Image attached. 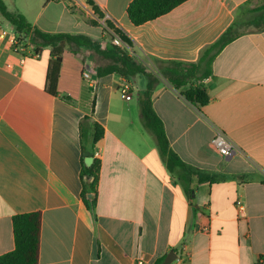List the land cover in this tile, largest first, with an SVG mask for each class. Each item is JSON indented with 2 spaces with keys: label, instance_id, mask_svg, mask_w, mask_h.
<instances>
[{
  "label": "crops",
  "instance_id": "crops-1",
  "mask_svg": "<svg viewBox=\"0 0 264 264\" xmlns=\"http://www.w3.org/2000/svg\"><path fill=\"white\" fill-rule=\"evenodd\" d=\"M2 1L34 28L86 36L95 49L73 53L66 47L54 95L51 49L20 65L12 50L16 31L0 40V256L15 249L13 218L40 212L39 264H154L174 250L179 260L172 264H264V31L227 45L211 75L196 82L210 97L204 107L187 102L182 94L190 85L175 89L154 63H198L246 2L250 9L264 2L188 0L136 26L127 13L133 0H91L103 19L88 0ZM106 21L132 43L119 47L156 80L153 108L180 159L202 171L253 180L198 185L189 200L141 120L139 97L149 78L97 76L114 63ZM125 83L130 99L121 91ZM93 101L92 119L104 129L95 147L101 153L96 221L81 196L80 125ZM217 131L237 146L232 157L214 147Z\"/></svg>",
  "mask_w": 264,
  "mask_h": 264
},
{
  "label": "trees",
  "instance_id": "trees-1",
  "mask_svg": "<svg viewBox=\"0 0 264 264\" xmlns=\"http://www.w3.org/2000/svg\"><path fill=\"white\" fill-rule=\"evenodd\" d=\"M188 0H133L128 8V16L131 22L140 26L147 22L154 21L157 18L171 12L179 5ZM95 15L99 19L104 16L100 9L88 0ZM251 2H246L241 7V12L233 24L224 32V34L212 45L207 47L196 64H186L182 62L168 63L169 67H162L158 60H154L155 65L161 72L162 76L173 85L177 90L190 85V88L182 94L187 102L200 108L209 104L210 97L205 86L197 83H203L212 72V64L221 51L230 43L241 37L247 32L241 31L247 26L257 27L258 32L264 31V5L250 9L247 8ZM0 14L15 29L17 34H27L31 36V43L36 48L38 54L46 48L51 49V60L48 69V81L50 84L49 91L54 95L57 94L56 87L60 76L62 65V55L66 47L69 46L73 53H77L82 48L95 49V43L83 35H72L66 33H45L34 28L27 19L18 11H9L2 0H0ZM246 20H243V17ZM259 25V26H258ZM106 26L118 35L121 40L128 46L131 41L125 34L114 25L106 21ZM114 57V63L97 70L98 77H104L110 74H119L122 77L133 78L146 76L149 78L147 90L139 97L140 116L145 130L154 139L161 158L165 162L169 173L181 185L183 191L190 201L194 199L195 190L198 185L216 184L226 182L230 179H242L244 181L253 180V176H228L217 172H207L194 168L184 163L180 157L171 149L163 122L156 114L153 108V96L156 80L151 78L147 72V66L137 62L129 55L125 48L114 44L111 49ZM69 100L68 97H64ZM95 102H92L91 114L86 115L80 125V144L81 159L83 170L81 179L83 181L82 199L88 210L92 213L94 220H97V184L101 161L94 157L96 144L103 138L104 129L92 119ZM93 157L94 162L91 167L87 168L84 160ZM85 177H93L92 182L85 181ZM264 184V179H261ZM94 194V199H88V195ZM195 212L197 209L194 208ZM42 230V215L40 212L17 215L13 218V233L15 239V249L12 252L0 256V264H39L40 241ZM176 253L179 251L174 250ZM167 255L157 259L154 264H164Z\"/></svg>",
  "mask_w": 264,
  "mask_h": 264
},
{
  "label": "built area",
  "instance_id": "built-area-1",
  "mask_svg": "<svg viewBox=\"0 0 264 264\" xmlns=\"http://www.w3.org/2000/svg\"><path fill=\"white\" fill-rule=\"evenodd\" d=\"M7 30H5L0 25V40H4L7 36ZM113 43L117 46H122L123 41L118 35L114 34ZM12 50L13 52L19 56V63L23 65L25 61L30 57H39L40 54L36 52V48L31 43V36L27 34H17L12 42ZM11 67V66H9ZM83 77L88 81L90 86H94L96 81L88 72H84ZM131 87L128 83H125L121 91L123 94H126V99H130L129 92ZM212 143L214 147L218 150V152L223 156L230 158L238 152L237 146L234 142L222 131H217ZM94 157L100 160L101 153L99 150H96L94 153ZM184 251V250H183ZM183 256V252L181 253ZM179 260V258H178ZM137 264H145L143 261H137Z\"/></svg>",
  "mask_w": 264,
  "mask_h": 264
},
{
  "label": "water",
  "instance_id": "water-1",
  "mask_svg": "<svg viewBox=\"0 0 264 264\" xmlns=\"http://www.w3.org/2000/svg\"><path fill=\"white\" fill-rule=\"evenodd\" d=\"M94 162V158L93 157H88L84 160L85 166L87 168L91 167L92 164ZM85 181L87 182H92L93 181V177H85ZM95 195L94 194H90L88 195V199H94ZM177 254L174 251H171L165 258L164 264H172L173 262H175L177 260Z\"/></svg>",
  "mask_w": 264,
  "mask_h": 264
},
{
  "label": "rangeland",
  "instance_id": "rangeland-1",
  "mask_svg": "<svg viewBox=\"0 0 264 264\" xmlns=\"http://www.w3.org/2000/svg\"><path fill=\"white\" fill-rule=\"evenodd\" d=\"M12 1H14V0H12ZM257 2L258 3H255V6H258V5L262 4L264 1L263 0H258ZM0 21H1V23H2V25H3V27H4L5 30H7L9 32H12V33L15 32L14 27L12 25H10L8 22H6L3 19H0ZM256 28L257 27H254V26H247L246 28H243L241 31H244V32H255V31H257Z\"/></svg>",
  "mask_w": 264,
  "mask_h": 264
}]
</instances>
